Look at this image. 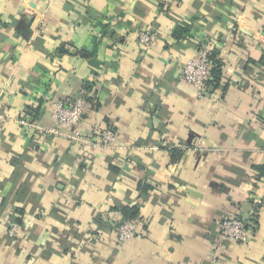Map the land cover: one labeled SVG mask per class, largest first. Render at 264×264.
I'll list each match as a JSON object with an SVG mask.
<instances>
[{"label": "crops", "instance_id": "crops-1", "mask_svg": "<svg viewBox=\"0 0 264 264\" xmlns=\"http://www.w3.org/2000/svg\"><path fill=\"white\" fill-rule=\"evenodd\" d=\"M0 21V264H264V0H0ZM202 46L220 79L198 97L180 71ZM84 86L78 128L113 150L40 131ZM234 216L250 242L218 240Z\"/></svg>", "mask_w": 264, "mask_h": 264}, {"label": "built area", "instance_id": "built-area-1", "mask_svg": "<svg viewBox=\"0 0 264 264\" xmlns=\"http://www.w3.org/2000/svg\"><path fill=\"white\" fill-rule=\"evenodd\" d=\"M154 31H142L138 35V42L143 48H149L156 40ZM213 52L206 47H200L182 66L180 71L181 80L196 90L198 97L206 94L207 87L213 82L212 70L214 67ZM86 112L82 97L58 101L51 105V119L55 125L52 128H42L44 134L67 138L71 144L79 148L100 147L113 150L116 147L117 137L108 127H98L91 132H82L78 124ZM20 126L28 129L35 128L29 117L19 120ZM59 128L68 130L63 133ZM260 205V203H257ZM136 223L133 221L123 222L117 230V240L120 244L132 240L136 236ZM20 231L18 224H12L8 228V235L13 238ZM217 238L220 242L246 244L254 238V231L244 220L234 216L224 218L216 222Z\"/></svg>", "mask_w": 264, "mask_h": 264}, {"label": "trees", "instance_id": "trees-1", "mask_svg": "<svg viewBox=\"0 0 264 264\" xmlns=\"http://www.w3.org/2000/svg\"><path fill=\"white\" fill-rule=\"evenodd\" d=\"M212 59H214V54L212 56ZM212 75H213V82L212 84H217L219 82V79H220V70L218 68H214L212 70ZM94 94L91 92V88L90 87H87V86H84V89H83V94H82V98H83V101L85 103V107H87V104L90 106L93 105L94 102ZM87 109V108H86ZM36 114H34L33 116L31 115V117H34ZM138 213V210L137 209H134V208H131V209H125L123 211V214L126 218H130L132 219L133 217H135Z\"/></svg>", "mask_w": 264, "mask_h": 264}, {"label": "water", "instance_id": "water-1", "mask_svg": "<svg viewBox=\"0 0 264 264\" xmlns=\"http://www.w3.org/2000/svg\"><path fill=\"white\" fill-rule=\"evenodd\" d=\"M31 24V19H21V20H14L10 23V26L15 28L17 31H19L24 36L30 35L29 26ZM0 25H2L0 21Z\"/></svg>", "mask_w": 264, "mask_h": 264}]
</instances>
